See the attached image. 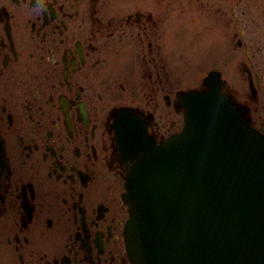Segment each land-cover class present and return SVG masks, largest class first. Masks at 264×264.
<instances>
[{"label":"flooded vegetation","instance_id":"af4514ba","mask_svg":"<svg viewBox=\"0 0 264 264\" xmlns=\"http://www.w3.org/2000/svg\"><path fill=\"white\" fill-rule=\"evenodd\" d=\"M181 1L0 0V264H131L123 194L133 159L122 156L112 121L127 107L157 143L180 130L182 89L166 62L179 53ZM183 1L204 7L219 53L207 72L220 73L223 93L264 132L223 75L229 61L253 74L256 97L249 53L264 36V0ZM234 49L246 62H233Z\"/></svg>","mask_w":264,"mask_h":264},{"label":"water","instance_id":"95a60500","mask_svg":"<svg viewBox=\"0 0 264 264\" xmlns=\"http://www.w3.org/2000/svg\"><path fill=\"white\" fill-rule=\"evenodd\" d=\"M182 94L184 125L156 144L121 109L114 127L127 164L125 243L132 264H264V134L220 90Z\"/></svg>","mask_w":264,"mask_h":264},{"label":"rangeland","instance_id":"374dc122","mask_svg":"<svg viewBox=\"0 0 264 264\" xmlns=\"http://www.w3.org/2000/svg\"><path fill=\"white\" fill-rule=\"evenodd\" d=\"M181 2V15L182 21L184 22L181 23L182 29H180V31L176 33L177 36L173 38V44L176 42V45L179 46V53L177 54V59L172 58L166 62V67L168 68L166 70V75L168 74L171 83H175L176 88L183 89L192 88L193 86L201 85V83L203 84V79L206 76L208 68L211 64L216 62L214 61L215 58L214 60L212 59L213 56L215 57L219 53H217L215 42H209L210 40L206 38L205 35L206 26L203 22L205 18L204 7L198 6L197 4L189 6V4H184L183 0ZM200 3L204 4V0ZM191 20H196V28L193 24L188 23ZM218 27L220 26L213 27L214 31L218 32L217 39L220 36V28ZM232 29L235 28L232 27ZM252 42V47L255 48L254 50L251 49L249 54L252 60L257 63L259 71L257 76L259 79L258 82L260 83L256 97H251L248 85L249 78L252 79L255 84L253 74L248 75L246 73L233 72V68H230L232 63L229 61V67L225 69L223 75L226 78L227 85L232 89L234 96L239 100H245L246 104L249 106L253 123L257 127L261 126L264 129V36ZM231 44L235 47V44ZM232 51L234 52L232 54L233 62L239 58H242L243 61L246 62V55L242 53L240 49H234ZM217 63L220 65L221 61H217ZM168 92H170V90L168 85H166L165 93ZM165 115L166 124L172 116H169L167 112ZM166 125L168 126V124Z\"/></svg>","mask_w":264,"mask_h":264}]
</instances>
